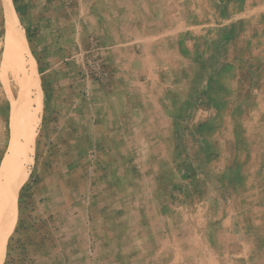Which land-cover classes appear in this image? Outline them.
<instances>
[{
  "label": "rangeland",
  "instance_id": "1",
  "mask_svg": "<svg viewBox=\"0 0 264 264\" xmlns=\"http://www.w3.org/2000/svg\"><path fill=\"white\" fill-rule=\"evenodd\" d=\"M11 1L14 30L0 0V174L15 104L39 124L2 264H81L94 250L141 252L148 264H264V0H138L117 67L153 94V115H133L114 132L125 137L101 146L80 129L87 114L65 113L113 76L97 40L64 52L81 0ZM11 32L25 42L7 61Z\"/></svg>",
  "mask_w": 264,
  "mask_h": 264
},
{
  "label": "crops",
  "instance_id": "2",
  "mask_svg": "<svg viewBox=\"0 0 264 264\" xmlns=\"http://www.w3.org/2000/svg\"><path fill=\"white\" fill-rule=\"evenodd\" d=\"M81 2L83 4L81 8L75 9L76 14L80 15L81 19L78 21L74 18L70 40L72 44L64 52L73 55L81 47L88 49L91 39L97 40L102 49V54L112 68L113 76L110 86L105 87L94 83L86 97L80 96L79 101L85 104L84 107L73 111L66 110L65 113L67 115L87 114L89 122L87 129L85 126L80 128L88 131L86 141L98 146L105 143L112 145L115 144V140H121L118 138L125 137L123 132L122 134L120 132L116 134L118 137L116 138L115 131H118L119 128L129 130L130 124L137 122L133 115H142L140 122L145 123L146 119L153 115L155 107L151 92L135 90L139 85L137 84L139 76L138 79L137 74L130 77L129 80L134 85L133 88L129 82L126 83V80L122 79V73L117 67L119 54L123 52L127 56L131 50V23L133 16L134 18L137 16V5L142 10L144 7L138 3V0H81ZM43 49L44 46L37 43L36 50L39 54H42ZM49 49L50 52L53 51L51 47ZM43 60L45 66L50 68L49 71L53 72L52 68L49 67L54 65L51 56ZM133 61L136 64L135 67L143 69V65L137 64L136 59ZM57 63L58 61L55 62V65L59 66ZM69 65L74 66V63ZM58 74L55 73L56 79L64 77L61 76L62 73L59 74L61 77H57ZM65 77L67 78V74ZM55 90L57 92V88ZM149 122L151 123L152 119ZM75 259H80L81 264H148V261H144L145 256L141 252L133 253L132 251L114 252L113 254H103L98 250H94V252L84 251L80 257L76 256Z\"/></svg>",
  "mask_w": 264,
  "mask_h": 264
},
{
  "label": "bare ground",
  "instance_id": "3",
  "mask_svg": "<svg viewBox=\"0 0 264 264\" xmlns=\"http://www.w3.org/2000/svg\"><path fill=\"white\" fill-rule=\"evenodd\" d=\"M154 2L155 0H149V3L151 5H153ZM166 3L165 0H160L159 5L163 7L166 6ZM5 8L8 17V25L10 28L14 30L16 27L17 20L11 0H7V4L5 5ZM170 21H168L166 27L170 26L171 28ZM12 33L13 32H11L10 34ZM22 38L19 37V35L17 36L16 33L10 36L9 48L7 49L8 52L6 55L7 61H8V55L10 59L14 58L16 60H19L18 59L19 57L16 56H20L19 54L23 52V42L25 41ZM16 63L19 64V61H17ZM41 100L42 97L41 94L39 93L37 99L39 108H41L42 105ZM27 107H25L24 109L22 102H17L14 106V119L12 126L14 129V134H16V141L13 139L14 141H13V145L10 148V154L5 158L1 168L0 264L3 263L5 257L6 244L17 221V196L26 176L27 171L25 168V163L29 159V152L34 143L36 128L39 124V118L36 113L33 115L30 114L28 117L30 107L29 105Z\"/></svg>",
  "mask_w": 264,
  "mask_h": 264
},
{
  "label": "built area",
  "instance_id": "4",
  "mask_svg": "<svg viewBox=\"0 0 264 264\" xmlns=\"http://www.w3.org/2000/svg\"><path fill=\"white\" fill-rule=\"evenodd\" d=\"M101 73L103 74L104 77L108 78L107 76V72L106 70H104V66H103V63L101 62Z\"/></svg>",
  "mask_w": 264,
  "mask_h": 264
}]
</instances>
